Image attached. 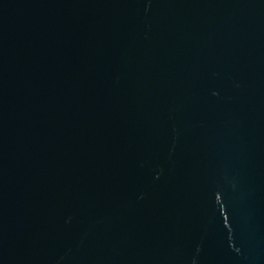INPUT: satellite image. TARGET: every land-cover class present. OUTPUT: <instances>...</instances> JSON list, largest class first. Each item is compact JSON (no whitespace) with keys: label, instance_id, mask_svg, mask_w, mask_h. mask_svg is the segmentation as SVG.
<instances>
[{"label":"water","instance_id":"1","mask_svg":"<svg viewBox=\"0 0 264 264\" xmlns=\"http://www.w3.org/2000/svg\"><path fill=\"white\" fill-rule=\"evenodd\" d=\"M0 264H264V0H0Z\"/></svg>","mask_w":264,"mask_h":264}]
</instances>
